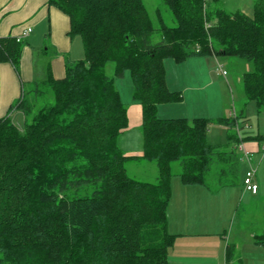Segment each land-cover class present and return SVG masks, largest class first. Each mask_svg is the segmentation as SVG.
I'll return each mask as SVG.
<instances>
[{"label": "trees", "instance_id": "obj_1", "mask_svg": "<svg viewBox=\"0 0 264 264\" xmlns=\"http://www.w3.org/2000/svg\"><path fill=\"white\" fill-rule=\"evenodd\" d=\"M160 1L170 25L158 10L151 18L143 0H47L68 18L83 59H66L62 79L32 86L28 100L23 91L9 108L21 113L22 129L0 118V264H168L171 177L215 191L238 180L232 144L240 142L234 131L243 110L215 122L226 128L229 148L207 143L210 121L160 119L156 111L180 99L167 89L164 61L203 56L249 64L245 99L264 109V0H253L252 16L227 12L220 0ZM21 48L0 39V61L17 73ZM109 63L112 78L104 73ZM125 72L141 108L140 156L116 144L128 125L114 78ZM130 160L154 164L155 182L130 177ZM254 240L264 247V233Z\"/></svg>", "mask_w": 264, "mask_h": 264}, {"label": "rangeland", "instance_id": "obj_2", "mask_svg": "<svg viewBox=\"0 0 264 264\" xmlns=\"http://www.w3.org/2000/svg\"><path fill=\"white\" fill-rule=\"evenodd\" d=\"M206 1L209 2L210 0ZM219 2L227 12H240L246 16H252L253 0H220ZM143 3L151 18H155V12L158 10L165 23L171 24L169 12L160 0H143ZM154 40H157V36L154 37ZM199 61L201 64H198ZM218 66L225 72L224 76L217 72ZM249 70L250 65L238 57L221 56L215 59L203 56V58L199 57L185 63L175 64L171 60H165L166 79H170V88L172 92L178 94L180 99L177 102L159 104L156 115L161 119L175 117L192 121L193 118L205 119L206 116H215L213 114H217V112L223 113L224 116H232L236 113L238 115L243 110L245 122L239 123L234 132H236L239 141L245 140L250 144L255 143V141L258 142L260 151L252 154L249 161L251 168L255 171L253 181L257 183L260 190L256 197H251V194L244 191L242 175L249 169L245 157L248 151H245L244 154V152L239 151V148L237 149V144H232L239 158V176L238 180L228 187L232 189L231 193L238 203V208L235 210L234 216H231L233 219L230 227H226L225 238L226 243L231 248L232 258H235L237 253L238 257H241L240 264H264V247L253 248L252 246L254 241L252 236L264 233V109L257 111L254 102H247L245 99L242 77ZM104 73L111 78L113 77V65L111 63L106 65ZM114 86L119 94L121 104L126 108L128 125L127 131L117 137L116 144L117 146L119 144L122 149L124 145L128 149L135 150L137 138L141 142L139 132L140 104L132 98L133 89L129 73L125 72L121 78H114ZM39 89L43 91L45 88L40 87ZM23 91L27 100L31 98L30 89L27 85ZM45 99L48 100L49 96ZM38 101L42 102V99ZM13 124L18 129H22V117L19 116ZM125 139L129 142H125ZM206 140L212 146L222 148L229 146L225 130L211 125L208 127ZM176 163L171 165L173 174L178 173ZM127 172L130 177L141 182L152 183L157 177L154 164H132L128 167ZM171 183L174 188L176 185L181 186L177 176L171 177ZM182 216L181 212L178 213L179 218ZM218 224L219 219L216 220L213 231L218 228ZM209 229L212 230V228ZM214 239L217 240L218 238Z\"/></svg>", "mask_w": 264, "mask_h": 264}, {"label": "crops", "instance_id": "obj_3", "mask_svg": "<svg viewBox=\"0 0 264 264\" xmlns=\"http://www.w3.org/2000/svg\"><path fill=\"white\" fill-rule=\"evenodd\" d=\"M26 28L30 29V33L21 42L18 73L11 63L0 61V118L8 116L13 122L22 115L18 110L9 112V108L19 101L26 85L31 89L32 86L45 82L49 77L60 80L63 77L66 59L70 61L83 59L80 38L68 36V18L58 9L48 6L47 0H0V39H14ZM195 58L199 57L189 58L183 63ZM198 64H201L200 61ZM165 83L167 89L172 92L170 79H166V72ZM213 115L215 116H206L205 119L211 122V126L221 128L226 132L224 126L217 125L215 122L220 119L234 118L237 113L232 116H224L223 113L217 112ZM163 119L179 118L166 117ZM124 141L129 142L126 139ZM136 141L135 150L128 149L124 145L122 149L119 144L118 147L126 156H140L142 154V138L141 142L139 138ZM238 148L244 154L248 151L245 157L248 168H251L249 157L259 153L258 142L250 144L241 140L237 145ZM142 163L144 161L130 160L126 163V170L128 171V167L132 164L140 165ZM180 185H176L174 188L172 183L170 184L166 230L174 238L172 245L167 250V263L240 264L241 257H238V253L236 254L237 258H232L229 262L225 259V250L228 245L225 238L226 227H230L233 219L231 216H234V212L238 208V203L231 193L232 189L224 187L215 191L208 190L201 185H185L182 182ZM259 190L258 186L257 193L251 194V197L258 196ZM180 212L183 215L182 218L178 217ZM214 217L216 219H212ZM218 219L219 226L213 231V226ZM252 237L254 238V236ZM252 244L253 248L261 247L255 243V240Z\"/></svg>", "mask_w": 264, "mask_h": 264}, {"label": "built area", "instance_id": "obj_4", "mask_svg": "<svg viewBox=\"0 0 264 264\" xmlns=\"http://www.w3.org/2000/svg\"><path fill=\"white\" fill-rule=\"evenodd\" d=\"M30 33V29L26 28L23 29V31L20 33V35H18L17 37L14 38V41L16 43H21L23 39H25ZM217 72H219V74H221L222 76L225 75V72L221 70V67L218 66L216 68ZM254 174L255 171L252 168H249V170H247L244 174V177L242 179V185H243V189L245 192H248L252 195L257 193L258 190V186L254 183L253 179H254Z\"/></svg>", "mask_w": 264, "mask_h": 264}]
</instances>
